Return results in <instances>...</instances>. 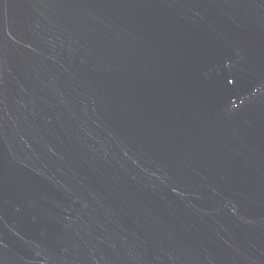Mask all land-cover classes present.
I'll return each instance as SVG.
<instances>
[{
    "label": "water",
    "instance_id": "1",
    "mask_svg": "<svg viewBox=\"0 0 264 264\" xmlns=\"http://www.w3.org/2000/svg\"><path fill=\"white\" fill-rule=\"evenodd\" d=\"M0 264H264V0H0Z\"/></svg>",
    "mask_w": 264,
    "mask_h": 264
}]
</instances>
